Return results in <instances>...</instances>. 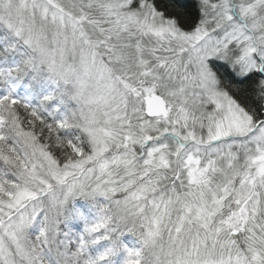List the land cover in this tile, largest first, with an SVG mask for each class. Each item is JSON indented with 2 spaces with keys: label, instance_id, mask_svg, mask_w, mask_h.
<instances>
[{
  "label": "snow or ice",
  "instance_id": "obj_1",
  "mask_svg": "<svg viewBox=\"0 0 264 264\" xmlns=\"http://www.w3.org/2000/svg\"><path fill=\"white\" fill-rule=\"evenodd\" d=\"M0 264H264V0H0Z\"/></svg>",
  "mask_w": 264,
  "mask_h": 264
}]
</instances>
